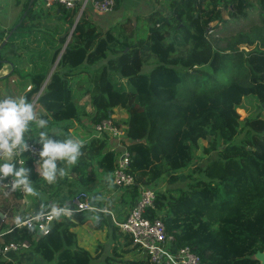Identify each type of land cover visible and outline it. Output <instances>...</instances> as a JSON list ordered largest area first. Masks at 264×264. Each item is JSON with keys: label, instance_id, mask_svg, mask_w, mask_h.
<instances>
[{"label": "trees", "instance_id": "1", "mask_svg": "<svg viewBox=\"0 0 264 264\" xmlns=\"http://www.w3.org/2000/svg\"><path fill=\"white\" fill-rule=\"evenodd\" d=\"M29 3L11 30L0 29V71L11 66L0 80L15 76L23 97L31 104L36 99L34 113L48 121L50 136L76 139L71 130L79 126L87 140L80 142L81 154L70 168L75 180L67 192L61 189L67 177L45 191L34 169L36 161L24 157L37 194L31 200L30 194L16 189H0V213L14 216L27 201V213H46L67 207L81 191L91 195L97 210L58 216L47 235L25 227L6 234L1 245L25 239L30 246L11 253L9 260L0 259V264H153L139 252L132 259L122 257L136 249L132 238L115 226L110 202L103 196L113 188L133 207L142 187L155 190V207L148 216L164 222L174 238L173 249L188 247L201 264H259L253 255L264 251V98L246 95L238 106L246 116L233 128L226 111L216 107L205 112L206 125L197 133L185 112L233 86L252 89L264 84V18L249 32L211 39L215 28L246 19L254 5L264 15V0H173L168 15L150 16L141 37L129 20L103 32L84 14L72 31L77 9H36L38 0ZM247 41L256 42L249 51L239 46ZM24 57L36 63L27 73L21 64ZM119 104L125 119L113 116ZM106 120L125 131L121 146L127 143L130 153L132 188L113 184L119 154L113 148L115 138L97 136L93 130ZM39 131L30 122L28 141L40 145ZM200 138L206 145L201 146ZM200 149L203 157L198 156ZM83 225L105 230L113 254L104 258L102 244L94 254L80 246L72 230ZM10 226L2 221L0 231Z\"/></svg>", "mask_w": 264, "mask_h": 264}, {"label": "built area", "instance_id": "2", "mask_svg": "<svg viewBox=\"0 0 264 264\" xmlns=\"http://www.w3.org/2000/svg\"><path fill=\"white\" fill-rule=\"evenodd\" d=\"M41 7L49 9L55 6H63L69 10H78V17L88 11L97 15H105L111 13L115 9V0H38ZM40 7V6H39ZM38 7V8H39ZM36 8V9H38ZM30 89V88H29ZM36 99L34 100V103ZM93 130L97 136L102 134H109L114 137V149L118 148L116 168L112 174L113 184L116 187L129 189L135 185V179L132 174L128 172L130 166V153L125 145L121 146V141L124 140L125 131L116 127L111 120L103 121L99 124L93 125ZM28 150L22 153V158H31L37 162L39 159V151L41 145H36L28 141ZM22 158L19 153L15 154L17 166H21ZM4 157L0 156V160ZM12 177H5L0 179V189H16L22 195H25L21 187H12ZM156 202V193L154 189L142 187L140 195L130 212L122 221H117L114 215L113 222L123 235H128L132 238V248L134 247L139 253L145 254L149 257L153 264H201L200 257L192 252L188 247L173 249L174 238L169 235L166 230L164 222L160 219H150L148 213L154 209ZM70 206L63 208H54L46 213L30 214L26 218L17 220L10 227L0 231V240L8 233L15 229L25 227L30 230L37 229L40 235H47L50 226L54 219L58 216L71 218L75 213L83 211L97 210L91 203L90 195L81 191L77 193L71 200ZM29 242L25 239H19L15 242L0 244V259L9 260L11 253H17L28 249Z\"/></svg>", "mask_w": 264, "mask_h": 264}, {"label": "rangeland", "instance_id": "3", "mask_svg": "<svg viewBox=\"0 0 264 264\" xmlns=\"http://www.w3.org/2000/svg\"><path fill=\"white\" fill-rule=\"evenodd\" d=\"M13 1L14 0H11V3H12L11 7H8V8H6L0 12V29H3L5 31L11 30V28L15 25V23L20 19V16L23 12V6L27 2V0H22L18 3L19 5H15V2L13 3ZM16 6H19V7H16ZM169 13H170V7H169V12L168 13L166 12L163 14L168 15ZM259 18H264V15H261V14L259 15V9L257 8V6L254 5L253 8H251L249 10L248 17L246 19H242L239 21L229 20V22L227 24H225L224 26H218L217 28H215L216 30L214 29L213 33L211 34L212 35L211 39L212 38L217 39V38H221V37L226 38L228 36H234V35L238 34L239 32H249L252 27H255V25L260 23ZM142 22H143L142 19L138 20V26L136 27L137 35L140 37L145 36L147 28H148V23L147 22L142 23ZM211 26H213V25H211ZM26 44L28 45L27 42H26ZM255 45H256V42L247 41V42L240 44L239 46L241 47V49H243L245 51H249V50L253 49L255 47ZM41 46H43V44H41ZM30 51L31 52L36 51V49H32ZM35 59H36V57H35ZM21 64L23 65V67L25 66L23 73H27L28 71L31 70V68L33 66L36 65V63L34 61H32V60L30 61L29 58L27 59V57H24L22 59ZM53 67H54V65L51 67V71H52ZM10 72H11V66L7 64L6 66H4L1 69L0 77H4L6 75H9ZM21 85L22 84H20L18 82V80L15 76H11L8 79L4 78L3 80H0V99H2L4 97L15 98V97L23 96L24 91H21V89H20ZM249 94L259 95L261 97V99H263L264 98V84L258 86L257 88L254 87L252 89H242V88H239L237 86H233L225 94L221 95L220 97H216L215 100L213 99L211 102L194 103V104L188 106L186 108L185 113L190 120L189 124H190L191 129L197 133H201L203 131V128L206 125V122L203 119V115L205 114V112L208 109H212V108H216V107H220L226 111V115H227V118L229 120L230 126L233 128V126L237 125V122L239 120L243 119L246 116L245 111L242 109H239L238 106L242 102L243 98ZM86 100H88V97H85L83 99V101H86ZM88 110H91L90 107H88ZM113 116L116 119H125L127 117L126 113H125V109L120 104L115 106ZM71 131L75 135L76 139L79 140L80 142H82V136L84 134H86V132L83 130V128L79 127V126H75ZM112 143H113V147H114V140L112 141ZM200 143H201V146H204V145H206L207 142L205 140H203L202 138H200ZM198 156L203 157L202 149H200L198 151ZM208 157L205 158V162L207 161ZM198 163L202 164L203 161L199 160ZM71 166H72V164L69 165L66 162L62 161L61 167H63L65 169V175L64 176L58 175L56 178V180L58 178L65 179L64 177H67L69 179L66 184L61 183V189L63 190V192H67L69 189V184L75 180L73 178L74 176L70 173ZM55 181L53 183H48L43 179L42 184H43V187L45 188V191L52 188V187H56ZM44 183H47V185H44ZM181 185H184V184H181ZM63 194L67 196L66 193H63ZM47 195L48 194H46V195L44 194L42 197H44V199L46 200L49 198V197H47ZM29 198L31 200H34L35 197H34V195H29ZM31 200L29 201V203H32ZM46 201H48V200H46ZM24 206L25 207L24 208L22 207V209H21V210L24 209V212H22V214L26 213V210L28 208L26 203ZM121 210H123L122 206H121ZM33 211L34 210H30V213ZM119 220L122 221L123 219H119ZM10 225H12V224H10ZM90 230L92 232V236H91V234H89L87 237L84 238V240H85L86 246L93 247V249H92V251H93L100 243H104V242H106V240L108 241V239H107V237L105 238V236H104V235H106L105 231H102V232L100 230L96 231L93 229V227H90ZM102 245H103L104 250L106 249L107 254H113V252H112L113 246L112 245L109 246L108 244L106 245V243H104ZM119 251H121V250H119ZM121 255H123V253ZM138 255H139V253L137 251L135 254L127 255L125 253L126 257H133L134 258V257H138ZM123 258H124V256H123Z\"/></svg>", "mask_w": 264, "mask_h": 264}, {"label": "clouds", "instance_id": "4", "mask_svg": "<svg viewBox=\"0 0 264 264\" xmlns=\"http://www.w3.org/2000/svg\"><path fill=\"white\" fill-rule=\"evenodd\" d=\"M30 122L39 129L37 143L41 145L37 172L46 182L53 183L57 175L64 176L65 169L58 167V161L75 164L80 156L81 143L71 137L55 139L46 131L48 121L37 118L32 104L25 97H4L0 99V179L12 177V187H21L24 193L36 195V190L28 178L29 169L25 167L22 153L28 150L27 134ZM19 153L21 166L9 162ZM54 211H57L54 209Z\"/></svg>", "mask_w": 264, "mask_h": 264}, {"label": "crops", "instance_id": "5", "mask_svg": "<svg viewBox=\"0 0 264 264\" xmlns=\"http://www.w3.org/2000/svg\"><path fill=\"white\" fill-rule=\"evenodd\" d=\"M20 1H22V0H14L13 3L15 2V5H19L18 3ZM172 1L173 0H118L117 4H116V8L111 13H108L105 15H97V14H94V13H91L88 11L84 15L87 18H89L96 25L98 30L103 31V32L107 31L111 28H114V27L116 28L127 20H129L131 22L132 26L136 29V27L138 26V20L142 19L143 20L142 23L147 22L149 24L150 16L154 12H161V13L167 12L168 13L170 3ZM11 5H12L11 0H0V12L4 9L8 8V7H11ZM39 6H41V4L38 2V4L36 5V8H38ZM16 7H19V6H16ZM53 9H55V8H53ZM50 10L54 16V13H53L54 11L52 9H50ZM77 17H78V14H77ZM52 73L50 72V74H52ZM50 74L48 76L49 78L51 76ZM82 140H87L86 134H84L82 136ZM14 158H15V155H14L13 159ZM13 159L9 162L16 163L15 160L13 161ZM34 166H35L34 167L35 171H37V168H38L37 162L34 163ZM108 189L109 190L103 192V196H104V198H107L110 202L111 208L109 211L114 215V217L117 221H121L119 219H124L125 216L130 212L132 207L129 205V203L124 202V200H123L124 196H122V193L120 191L114 190L113 188H111V189L108 188ZM126 201H128L127 198H126ZM26 204H28V201ZM121 206H122L123 210H121ZM24 207L25 206L23 205V208ZM22 212H24V209L16 212L14 214V216L8 215V212L5 215L0 213V224L2 223V221H5V222L13 225L17 220L24 219L30 214H35L33 212H31V213L26 212V213L22 214ZM72 231H73V233L76 234V236L79 240L80 246H82L83 248L88 250L90 253L95 252L96 248L92 251L93 247H88L85 245L84 238L87 237L89 234H91V236H92V232H91L89 226L88 227L86 225L78 226V227L74 228ZM105 234H106V231H105ZM104 236L106 238V235H104ZM104 243H106V245L108 244L109 246L111 245L110 243H108L107 240ZM104 243H100V244H104ZM120 243H121V240H120ZM119 249L121 250V245H120ZM135 253L136 252H134V251H130V252H127L126 254L129 255V254H135ZM107 255L108 254L106 253V249H105L103 257L105 258V256H107ZM123 256H124V258H131V259L133 258V257H126L125 254H123L122 257Z\"/></svg>", "mask_w": 264, "mask_h": 264}, {"label": "water", "instance_id": "6", "mask_svg": "<svg viewBox=\"0 0 264 264\" xmlns=\"http://www.w3.org/2000/svg\"><path fill=\"white\" fill-rule=\"evenodd\" d=\"M34 1H35V0H30L29 6H31V5L33 4ZM79 19H80L79 17L76 18V22H75V25H74L72 31L74 30V28H75L77 22L79 21ZM72 31H71V32H72ZM7 40H8V38L5 39V41L3 42L2 46L5 45V43L7 42ZM66 45H67V43L65 44L64 48L66 47ZM12 47H14V45H12ZM64 48H63V49H64ZM57 62H58V61H57ZM57 62L54 64V67H53L51 73L54 71V69H55V67H56V65H57ZM50 75H51V74H50ZM48 79H49V77H48ZM48 79H47V81H48ZM47 81H46V83H47ZM46 83H45V84H46ZM45 84H44V85H45ZM32 106H34V103L32 104ZM263 107H264V104H263ZM70 204H71V203H70V201H69L67 205L70 206ZM253 259H254V260H257V261L259 262V264H264V251H262V252H257L256 254H254V255H253Z\"/></svg>", "mask_w": 264, "mask_h": 264}]
</instances>
